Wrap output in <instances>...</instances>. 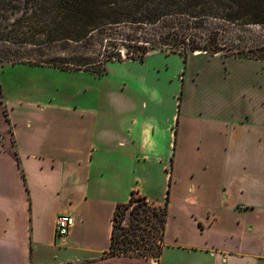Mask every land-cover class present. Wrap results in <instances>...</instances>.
<instances>
[{
    "label": "crops",
    "instance_id": "obj_1",
    "mask_svg": "<svg viewBox=\"0 0 264 264\" xmlns=\"http://www.w3.org/2000/svg\"><path fill=\"white\" fill-rule=\"evenodd\" d=\"M204 54L252 72L217 86L210 77L192 88L199 97L187 93L186 160L175 145L158 185L162 200L169 188L158 259L104 255L116 203L134 190L161 204L154 176L152 188L141 181L146 154L158 164L148 132L139 131L131 153L125 144L134 140L98 133L88 114H40L19 127L0 103V264H163L167 251V264H264V60ZM60 214L73 224L56 236Z\"/></svg>",
    "mask_w": 264,
    "mask_h": 264
},
{
    "label": "trees",
    "instance_id": "obj_2",
    "mask_svg": "<svg viewBox=\"0 0 264 264\" xmlns=\"http://www.w3.org/2000/svg\"><path fill=\"white\" fill-rule=\"evenodd\" d=\"M249 25L264 26V0H0V68L22 63L102 74L108 62L142 60L154 50L183 60L196 51L264 60V39L237 33ZM0 103L8 121L1 85ZM168 192L162 205L134 190L116 203L104 255L158 259Z\"/></svg>",
    "mask_w": 264,
    "mask_h": 264
},
{
    "label": "rangeland",
    "instance_id": "obj_3",
    "mask_svg": "<svg viewBox=\"0 0 264 264\" xmlns=\"http://www.w3.org/2000/svg\"><path fill=\"white\" fill-rule=\"evenodd\" d=\"M237 29V33L245 38L255 33L264 39V26L249 25ZM227 32L230 33V29ZM223 61L205 54H189L183 60L178 53L154 50L142 60L108 62L102 74L4 63L0 68L2 103L7 109L8 119L10 117L12 121L14 118L19 127L23 126V120L29 118L34 121L33 117L38 118L40 114L44 117L73 112L88 114L90 118H95L94 128L98 133L126 134L129 141L134 140L125 144L130 150L137 145L139 131L148 132L151 142L145 144L155 146L158 151L155 162L160 165H153L151 155L146 154L148 159L143 160L145 170L143 173L139 171L145 187L152 184L147 181V176H154L157 182L152 184V199L161 201L159 205H162V187L160 189L158 185L166 171H170V158L175 145L179 148L176 154L180 162L184 164L186 160L185 127L189 122L184 117V101L187 93L190 91L191 97H199L192 88L202 87V82L210 77L217 86L222 82H239L243 73L252 72L253 65L240 68L237 66L239 63L235 65L234 61ZM101 146L103 144L99 142L98 147ZM130 152L133 153V150ZM100 157L101 161L105 160L103 154ZM135 160L133 163L140 168ZM131 161L132 158L129 159ZM128 167L123 165L125 170L128 169L130 180L131 169ZM167 189L166 182L165 193ZM152 220L154 223V217ZM168 258L167 251L162 258L163 264L168 263Z\"/></svg>",
    "mask_w": 264,
    "mask_h": 264
},
{
    "label": "built area",
    "instance_id": "obj_4",
    "mask_svg": "<svg viewBox=\"0 0 264 264\" xmlns=\"http://www.w3.org/2000/svg\"><path fill=\"white\" fill-rule=\"evenodd\" d=\"M73 224V219L68 214H60L55 219L54 233L56 236L65 235Z\"/></svg>",
    "mask_w": 264,
    "mask_h": 264
},
{
    "label": "bare ground",
    "instance_id": "obj_5",
    "mask_svg": "<svg viewBox=\"0 0 264 264\" xmlns=\"http://www.w3.org/2000/svg\"><path fill=\"white\" fill-rule=\"evenodd\" d=\"M200 52H198V51H196V52H194V54H199Z\"/></svg>",
    "mask_w": 264,
    "mask_h": 264
}]
</instances>
